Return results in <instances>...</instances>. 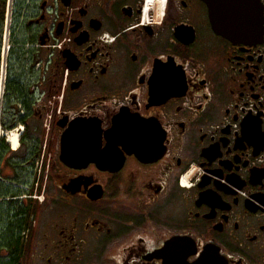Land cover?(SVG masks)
Instances as JSON below:
<instances>
[{"label": "flooded vegetation", "instance_id": "1", "mask_svg": "<svg viewBox=\"0 0 264 264\" xmlns=\"http://www.w3.org/2000/svg\"><path fill=\"white\" fill-rule=\"evenodd\" d=\"M205 249L264 264V0H0V264Z\"/></svg>", "mask_w": 264, "mask_h": 264}, {"label": "water", "instance_id": "2", "mask_svg": "<svg viewBox=\"0 0 264 264\" xmlns=\"http://www.w3.org/2000/svg\"><path fill=\"white\" fill-rule=\"evenodd\" d=\"M225 6H230V4H222L221 7L224 9ZM216 16L219 29L229 39H236L239 36H243L248 30L254 29L258 21L257 9H235L224 11L222 14L218 13L217 15L213 12L212 16H210L213 27H216ZM181 260H183L181 264H188L184 256H182ZM192 264H227V261L220 256L219 252L213 253L210 249H205L198 260Z\"/></svg>", "mask_w": 264, "mask_h": 264}, {"label": "built area", "instance_id": "3", "mask_svg": "<svg viewBox=\"0 0 264 264\" xmlns=\"http://www.w3.org/2000/svg\"><path fill=\"white\" fill-rule=\"evenodd\" d=\"M52 41L49 42L47 48L49 49V51H51L52 53L56 50H61V48L64 45V40L62 41L61 39H58L56 37H52ZM41 67L40 64H37L36 66V70H39Z\"/></svg>", "mask_w": 264, "mask_h": 264}, {"label": "bare ground", "instance_id": "4", "mask_svg": "<svg viewBox=\"0 0 264 264\" xmlns=\"http://www.w3.org/2000/svg\"><path fill=\"white\" fill-rule=\"evenodd\" d=\"M10 143H11V146L13 147V148H16L17 146H18V140H19V137H18V135H17V133L16 132H13V134L12 135H10Z\"/></svg>", "mask_w": 264, "mask_h": 264}, {"label": "trees", "instance_id": "5", "mask_svg": "<svg viewBox=\"0 0 264 264\" xmlns=\"http://www.w3.org/2000/svg\"><path fill=\"white\" fill-rule=\"evenodd\" d=\"M46 71V70H45ZM46 72H51V71H46Z\"/></svg>", "mask_w": 264, "mask_h": 264}]
</instances>
